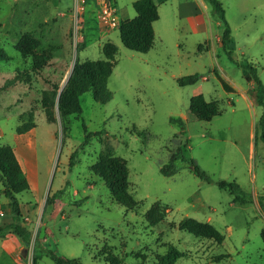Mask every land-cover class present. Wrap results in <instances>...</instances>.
<instances>
[{"label":"rangeland","instance_id":"obj_1","mask_svg":"<svg viewBox=\"0 0 264 264\" xmlns=\"http://www.w3.org/2000/svg\"><path fill=\"white\" fill-rule=\"evenodd\" d=\"M134 1L0 0V50L7 56L0 60V146L11 147L18 162L22 146L35 165L29 189L16 195L32 241L12 233L0 238V264H33L34 254L36 264H56L51 252L82 264H157L171 245L186 253L174 264H264V107L243 67H256L264 85V0H219L232 30L226 50L223 25L207 0V31L181 16L184 0L158 3L155 45L144 54L126 48L119 29L101 21L105 3L121 21L135 17ZM108 43L118 48L107 81L112 98L100 104L86 92L80 111L67 94L76 113L63 127L58 96L77 63L107 61ZM193 74L201 77L196 84L179 86V78ZM54 88L49 112L43 95ZM197 94L217 101L222 114L189 120ZM178 149L211 181L187 167L162 174ZM108 152L127 165L134 209L120 204L93 169ZM221 180L237 182L248 201L235 202ZM67 183L65 197L73 202L52 204ZM4 190L0 182V228L13 219ZM193 223L211 225L223 242L197 236L189 228L203 235L210 228ZM219 255L227 257L213 261Z\"/></svg>","mask_w":264,"mask_h":264},{"label":"trees","instance_id":"obj_2","mask_svg":"<svg viewBox=\"0 0 264 264\" xmlns=\"http://www.w3.org/2000/svg\"><path fill=\"white\" fill-rule=\"evenodd\" d=\"M212 7L213 13L223 25V34L221 35V44L226 50L228 43L231 39L232 30L226 19V11L223 4L219 0H207ZM136 16L134 18H123L120 22L119 33L120 39L123 45L138 53H148L155 45V32L154 22L160 18L158 12V5L155 0H136L132 4ZM118 48L113 43H108L105 46L104 53L107 61L77 63L71 78L67 83V87L64 93H60L57 99V110L61 123L64 127V122L71 115L76 112L68 107L65 102V96L67 94L77 99L79 110L81 111V105L79 103V97L86 92H92V95L96 102L104 104L112 98V93L107 87V81L112 74V67L116 64V54ZM5 53L0 50V60L6 59ZM243 67L248 73V78L256 83L257 87L254 91V97L258 104L264 107V85L258 76L256 67L250 63L243 64ZM83 73V74H82ZM198 74H193L185 77H181L177 80L179 86L194 85L200 80ZM57 89L53 91H45L43 95L44 107L49 112L56 104ZM222 114V110L217 101H207L202 94H197L192 97L189 107L188 119L191 121H206L210 122L215 116ZM172 120V119H171ZM178 123L183 125V121L178 119ZM260 138L264 142V113L260 119ZM28 130H24L26 132ZM88 135L87 138H90ZM78 149L72 154L70 169L76 164V158L78 155ZM187 167L195 173L197 176L204 180L211 181L210 176L204 171H201L194 163L192 159L186 157L182 149H178L172 154L170 162L161 168L162 174L165 176H171ZM94 171L105 180L106 185L110 189L114 198L123 206L128 209H134L138 205V202L129 193L128 182V168L125 161L122 158L117 157L113 152L104 153L99 157L98 162L93 167ZM0 182L5 187L4 194L11 200V207L13 212V219L10 223L0 228V238L6 237L9 233L18 236L24 243L30 244L32 241V233L29 229L24 227L19 221L21 217V205L16 195L29 189L30 185L27 176L17 161L11 147L0 146ZM219 188L228 190L234 195L235 202L246 203L248 199L245 197L242 188L235 181L221 180L218 183ZM69 187L67 183L66 187L57 192L53 198H50L52 204L58 202L64 204L65 199L68 202H73L69 198L65 197V189ZM58 197L60 200H58ZM57 198V199H56ZM64 202V203H63ZM199 224L205 228H210L209 235L198 234L196 231H190L196 233L201 238L213 239L217 243L223 242L224 236L219 233L214 227L208 224ZM193 227L196 223L192 224ZM185 228V227H184ZM182 228V229H184ZM197 229V227L195 226ZM198 227L197 230H200ZM261 237L264 241V229L261 232ZM36 246V245H35ZM185 252L179 251L176 247L170 246L168 252L165 255L159 256L157 264H174L180 257L185 256ZM52 260L56 264H82L79 259L68 258L65 256H59L54 252L50 253ZM227 255H219L213 261H221ZM35 254L33 256V264H36Z\"/></svg>","mask_w":264,"mask_h":264},{"label":"crops","instance_id":"obj_3","mask_svg":"<svg viewBox=\"0 0 264 264\" xmlns=\"http://www.w3.org/2000/svg\"><path fill=\"white\" fill-rule=\"evenodd\" d=\"M136 1V0H135ZM134 1V2H135ZM166 0H155L156 4H162ZM179 7L181 12V16H184L187 14L191 21L195 24V28L197 31H207V20L206 17L208 16V13L206 11V4L202 0H184L179 1ZM204 10L206 13H204ZM187 12V13H186ZM128 18H130L128 16ZM134 18V17H133ZM160 20V18H159ZM154 22V32L155 36H157V30H156V24L159 22ZM21 154L19 155V162L22 166L23 171L27 174V179L29 182V179L34 180L35 176V165L31 161V159L26 155L25 151L23 150V147L20 146ZM24 151V153H23ZM30 185V182H29ZM10 223V222H9Z\"/></svg>","mask_w":264,"mask_h":264},{"label":"built area","instance_id":"obj_4","mask_svg":"<svg viewBox=\"0 0 264 264\" xmlns=\"http://www.w3.org/2000/svg\"><path fill=\"white\" fill-rule=\"evenodd\" d=\"M101 21L110 28L118 29L120 26V18L118 17L116 9L105 3L101 9Z\"/></svg>","mask_w":264,"mask_h":264}]
</instances>
